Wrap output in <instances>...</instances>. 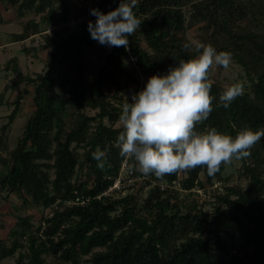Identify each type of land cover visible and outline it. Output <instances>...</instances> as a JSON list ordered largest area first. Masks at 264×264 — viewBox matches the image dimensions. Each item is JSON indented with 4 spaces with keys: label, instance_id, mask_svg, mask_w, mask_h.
<instances>
[{
    "label": "trees",
    "instance_id": "trees-1",
    "mask_svg": "<svg viewBox=\"0 0 264 264\" xmlns=\"http://www.w3.org/2000/svg\"><path fill=\"white\" fill-rule=\"evenodd\" d=\"M68 2L0 0L13 19H25L22 31L13 35L16 41L40 33L43 23L52 26L57 16L67 19L59 10L66 11ZM119 3L91 0L80 12L96 8L108 13ZM134 12L143 23L129 37L127 49L101 45L82 23L67 38L56 31L45 38L50 52L43 71L23 74L16 56L6 62L17 81L25 82L11 103L8 122L28 86L34 108L15 146L0 155V194H14L27 210L49 209L52 215L40 213L36 224L33 214L16 217L9 243L0 239V264H8L3 262L7 258H14L12 264H264V137L241 159L237 175H223L225 164L212 176L206 166L182 176L149 174L153 185L144 179L124 196L94 198L109 185L105 176L116 173L124 159L115 146L123 105L149 77L198 55L200 44L231 52V64L240 68L248 84H243L244 95L226 109L219 96L227 86L218 77L225 68L216 66V75L212 69L213 111L197 130L215 127L235 136L245 126L264 128V0H139ZM191 29L196 43L188 37ZM91 52L103 63L88 78L85 58ZM64 63L62 96L54 74ZM129 86L134 87L131 94ZM9 123L1 126L0 148H6ZM97 148L108 153L103 170L93 158ZM173 180L190 200L168 186ZM216 180L223 182L221 189H205L209 197L199 203L191 189H204ZM160 183L167 186L160 189ZM76 194L91 198L83 206L62 205ZM206 204L212 205L209 212Z\"/></svg>",
    "mask_w": 264,
    "mask_h": 264
},
{
    "label": "clouds",
    "instance_id": "clouds-1",
    "mask_svg": "<svg viewBox=\"0 0 264 264\" xmlns=\"http://www.w3.org/2000/svg\"><path fill=\"white\" fill-rule=\"evenodd\" d=\"M139 0H120L108 13L93 8L95 23L88 22L93 40L110 47L129 46V37L141 28L143 21L134 12ZM187 47V46H186ZM198 55L180 60L166 74L152 75L145 87L123 105L119 116L122 130L115 141L121 157L134 163L142 175L163 178L177 172L206 166L210 176L223 164L251 155V149L264 137V128L245 126L235 136L215 127L198 131L213 111L210 72L213 66L227 69L233 60L229 51H217L211 44H200ZM242 82L227 86L219 96L220 104L229 108L244 95ZM107 150L93 153L97 167L104 169Z\"/></svg>",
    "mask_w": 264,
    "mask_h": 264
},
{
    "label": "rangeland",
    "instance_id": "rangeland-1",
    "mask_svg": "<svg viewBox=\"0 0 264 264\" xmlns=\"http://www.w3.org/2000/svg\"><path fill=\"white\" fill-rule=\"evenodd\" d=\"M91 0H69L67 3V9L61 8L59 13L67 14V19L74 18L77 19L83 12H80L82 8L88 5ZM0 15L3 18L0 21V129L1 126L8 122V115L11 113L14 105L11 104L16 96L22 92L25 87L24 81H17L13 72L5 67L6 62L13 56L18 58L19 68L23 74L34 75V73L41 72L44 70V62L46 57L49 55L50 48L45 46V38L52 37L53 32H48L51 26H46L44 23L41 24L43 30L40 33L29 35L26 39L16 41L14 39V34H18L22 31V23L24 18L13 19V12L9 7L4 6L0 3ZM28 17H31L28 16ZM57 19H62L57 16ZM36 20H39L36 17ZM196 31L189 30L188 37L189 39L196 43L197 38L195 37ZM58 39V38H57ZM28 48V52L23 51L22 49ZM42 47V48H40ZM86 64V77H92L98 67L103 63V59L99 57L95 52L88 53L85 58ZM67 74V65L60 64L57 66V70L54 74V79L57 84V89L62 96L66 95V90L59 86L60 80ZM213 74L216 75V66L213 67ZM222 81L221 83L225 86H228L230 83L242 82L243 84H248L246 78L242 75L240 68L231 64L227 69H223L218 76ZM28 91L23 95L18 111L12 120L9 123L8 128L6 129L4 143L6 148H0V155H5L8 150L12 149L15 146L16 139L19 136L26 119L31 114L34 104L32 100L33 92L32 87L28 86ZM134 87H127V92L132 93ZM90 114L92 113L89 112ZM1 133V132H0ZM241 166V160H233L230 164H225L223 175H237L239 168ZM179 176L185 175L184 172H178ZM178 187V185L176 186ZM183 193H180V196ZM184 195V194H183ZM181 196L187 197L190 200V196ZM264 199V197H263ZM212 205L206 204L204 207L205 211H210ZM49 209H45V212L42 208H31L27 210L21 201L14 194H8L6 191H3L0 194V239H3L9 243L11 239V232L16 226V217L25 216L27 214L35 215L36 224L38 216L40 213H47ZM239 245V241H236ZM17 255V254H16ZM15 255V256H16ZM3 262L12 264L14 258H7ZM82 264V263H81Z\"/></svg>",
    "mask_w": 264,
    "mask_h": 264
},
{
    "label": "built area",
    "instance_id": "built-area-1",
    "mask_svg": "<svg viewBox=\"0 0 264 264\" xmlns=\"http://www.w3.org/2000/svg\"><path fill=\"white\" fill-rule=\"evenodd\" d=\"M91 21V15L89 12L83 13L80 17L77 19L69 18V19H56L54 24L49 28L48 32H57L58 35L62 38H67L69 35L74 33L75 31H78L80 29V26L82 23H85L88 25V22ZM141 81L143 79L141 78ZM130 169H133L131 166V163L127 158H124L120 164L119 170L114 174H107L105 176V179L109 181V185L103 189L101 192H99L97 195L94 196L96 199H102V198H115L119 196H124L126 193H129L132 191L134 187H137L139 184L143 183L144 179H147L151 181L152 185L155 184V181L150 180V178L145 175H138L134 173V170L130 171ZM223 182L220 180H216L213 182L212 185H206V188H200V187H193L191 191L196 194L195 198L199 203H201L204 199L208 198L209 195L206 194V190H214V189H221V184ZM236 183V182H235ZM178 185V187H176ZM165 186L164 184H159L160 189H163ZM171 189L178 188L181 193H187V190H183L179 187V184L177 180H173L170 185H168ZM149 186H145L144 190H146ZM206 189V190H205ZM91 196L89 195H79L76 194L75 196H72L68 199H65L62 201V205L70 207L73 205H85L89 200ZM45 212V209H44ZM44 216H51L52 212L49 210L47 213L43 214ZM41 227H44V221H41Z\"/></svg>",
    "mask_w": 264,
    "mask_h": 264
}]
</instances>
